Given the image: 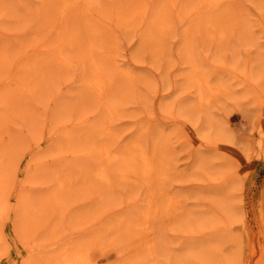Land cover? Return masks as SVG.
Here are the masks:
<instances>
[{
	"label": "rangeland",
	"instance_id": "rangeland-1",
	"mask_svg": "<svg viewBox=\"0 0 264 264\" xmlns=\"http://www.w3.org/2000/svg\"><path fill=\"white\" fill-rule=\"evenodd\" d=\"M143 1L92 0L76 9L77 0H18L0 10V264L53 252L96 218L99 226L146 202L147 186L117 170L109 189L94 179L101 148L139 168L145 151L157 164L154 186L180 200L178 212L157 217L158 252L145 264H264V0L221 2L210 10L214 35L185 29L195 20L193 2L164 33L150 24L166 0L152 1L145 25L137 16L125 26L114 20ZM65 55L72 62L60 65ZM95 60L109 80L103 92L88 81ZM194 63L225 86L202 107L192 105ZM44 148L53 151L46 163L32 162ZM56 174L67 180L65 203L39 214L27 232L15 226L25 201L39 206L57 187ZM97 259L110 262L106 254Z\"/></svg>",
	"mask_w": 264,
	"mask_h": 264
},
{
	"label": "bare ground",
	"instance_id": "bare-ground-1",
	"mask_svg": "<svg viewBox=\"0 0 264 264\" xmlns=\"http://www.w3.org/2000/svg\"><path fill=\"white\" fill-rule=\"evenodd\" d=\"M17 1L18 0H0V10L6 8L7 4L16 3ZM91 1L92 0H77V4H76L77 8L76 9H78L79 4L81 2L83 5H85L87 7L91 3ZM152 1L153 0H144L142 3H139L138 5H136V7H134L133 10H131V11L128 8L125 9V11L122 10L123 12L121 14H118V12H114V18H115L114 20H116L118 23L121 20V24L125 26L129 23L130 17L137 16L139 18L138 20H139L140 24L145 25L146 21L148 20V13H149L150 9L153 7ZM224 1L225 0H166V2L164 4V9L162 10L163 12L161 14V17L159 19H157L154 22V24H150V26L153 25V27H156L154 29H157L160 31L162 30L163 33L166 32V30H169L168 29L169 26L172 25V22L174 20L173 15L174 16L180 15L181 19L185 20V18H183V17H186V15H183L182 10L184 12L185 9H183V8L189 7L190 3L193 2L196 4L194 7V10L189 14V16H191L190 20H193V19H195V20L193 22L191 21L186 26L185 29L190 34L197 33V32L203 33V30H204L203 28L206 27L205 32H207V34L214 35L215 31L217 30V26L219 24L217 25L215 18H211L210 10L215 9V12L219 11L218 10L220 7L219 4L221 2H224ZM133 2L135 3V1H129V4H127V5L134 4ZM18 4L20 5V3H18ZM24 7H28V4H26ZM128 7H130V6H128ZM227 7L229 8V6H227ZM16 10H20V9L16 8ZM220 10H221V8H220ZM231 10H232V8H231ZM119 11H120V9H119ZM64 13H66V11L61 12V14H64ZM66 15H67V13H66ZM108 15H109V13H108ZM187 15H188V13H187ZM105 16H106V14H105ZM111 17L113 18V15H111ZM118 17H120L121 19L118 20ZM19 18H21V17H19ZM10 19L12 20L13 18L5 17L3 19V21L9 22ZM63 19H64V17L61 19L62 21L61 20L57 21V23H58L57 27H60V25L63 22ZM109 20H111V19H109ZM188 20L189 19H187V21H185V22L190 21V20L189 21ZM13 21H14V19H13ZM149 29L150 28H146L144 31L145 33L143 32V35L146 38L148 37L147 30H149ZM43 30L45 32H46V30L48 31V29L46 27ZM154 34H155V36L154 35L153 36L156 38V33H154ZM160 34H161V32H160ZM5 37L6 36H3V38H5ZM36 37L38 38V36H36ZM118 40H119V38H118ZM147 40H149V38ZM155 41H157V40H155ZM35 42H36V40H35ZM115 43H116V41H115ZM184 43L186 44V42H184ZM94 51H95V49H94V47H92L91 53H93ZM23 54H26V52L25 53L23 52ZM23 54H22V56H24ZM116 54H117V52H116ZM114 56L115 55H112L113 58H114ZM71 62H72V58H70V56H67V55L61 56V58L58 60V63L60 65H64V64L67 65V64H70ZM94 64H95V68H94V71L92 73L93 75L91 77H89L88 81L93 85V88H95V90L97 92L106 91L107 83L109 80H105L106 77H104V75H105V72L103 70L104 64H103V62H101L99 60H95ZM189 79H190V83L194 84L197 88L196 98L192 102V105H194L195 107H198V106L202 107L205 104H208L210 101L214 100L213 98H216V96H218L220 94V91L223 90L225 87V86L219 87V85H216V83L214 84L213 82L209 81L207 79V77H205L202 69L197 65V63L193 64V66L190 70V73H189ZM110 109H111V107H110ZM113 109H111L109 111L110 112L109 116L111 115V113L114 112ZM109 119H110V117H109ZM107 125H108V123H107ZM107 125L106 126L104 125L102 127V130H101L102 135L104 133L107 134L110 132V125H108V126ZM61 137H64L67 139V138H70V135L61 134ZM68 142H70V139H68ZM40 143L41 142L38 139L37 144L40 145ZM53 145L54 144H51L52 147H53ZM142 147H143V143H142ZM101 149H102L100 151L101 154L98 155V160L96 161L97 166L94 167V170H95V172L93 173L94 179L97 178L100 182L105 183V185L109 189L112 187V176L111 175L113 173H115V171L117 170L119 173V176L121 177L122 180H125L127 182L131 181V182L137 184V186L139 183H143L147 186V188L149 190V194H148L146 202L144 204H140V205L138 204L130 212H126L123 215L118 216L116 218H110L107 222H105L102 225L100 224L99 226H98L99 220L96 218L94 223L97 225L93 229H88L86 231V234L83 235L81 238H78L77 240H74L69 244L63 245L61 248H59L53 252H50L48 254H44V252H39V253H36L33 255L28 254L23 258V260L20 262V264H98V259H97L98 254H106L108 256V258L110 259L109 264H145V261L148 257L155 256L157 254L158 247H159V241H158V236L156 234V232H157V230H156V228H157L156 219L161 213L164 214L165 216L169 217V216L175 214L176 212H178V210L181 206L180 200L176 197V195H172L170 193H167L162 188L154 186V180L152 177H153L154 171L157 168V164L155 161L147 158L145 151L142 150V152H141V154H143V156L145 158V163L139 168L134 163L127 160L128 158L124 159L125 160L124 161L122 159V156H117V154H115V153L108 152V150L106 148H101ZM30 150H31V148H30ZM48 150H49V148H44V149H40L38 152L34 153L32 156V162H33L34 158L36 161H39V162H41L42 160H44V162L47 161L49 159L51 153H53V151L49 152ZM53 150H54V148H53ZM99 156H103V157H99ZM126 157H131V156H126ZM37 168L38 169L35 173L36 174H38L39 172L42 173L41 166H38ZM49 170L51 171V169H49ZM54 170H56V169H54ZM54 170H53V172H54ZM46 172H47V170H46ZM56 176L58 178L59 184L57 185V187L54 190L49 191L47 193V195L45 194L46 197H44V198L40 197L39 206H41V209L39 208V206H37V204H32V203L27 204V202L25 201V203H24L25 206L27 207V205H28L29 208L28 209L18 208L19 210L21 209V212L18 215L15 226H17L18 228L21 227L25 232H27V230H30L31 229L30 227L33 226L38 221L39 214H41L43 212L45 213L47 211L46 209H49V207L53 204L63 205L65 203L64 199H63V191H65L68 188V186H66L67 180L61 179L59 174L58 175L56 174ZM88 178H89L88 175H84L83 180H88ZM78 181H80V180H78ZM214 189H215V187H214ZM80 190L84 191L83 189H80ZM83 193L85 195H87V193L90 194L91 192L86 191ZM173 194H175V193L173 192ZM105 197H106V195H105ZM96 198H98L97 195H95L94 199H96ZM210 198L214 199V197H210ZM180 199H182V198L180 197ZM25 200H28V199L26 198ZM220 201H221V199H220ZM232 202H233V200H232ZM183 203H184V199H183ZM214 206L215 205L212 204V207H214ZM227 209L228 208H226L225 210H227ZM215 210H217V209H215ZM222 213H224V212H222ZM84 214H85V212H84ZM228 214H229V212H228ZM222 215H224V214H222ZM100 222H101V219H100ZM18 228H17V230H18ZM21 230H19V231L21 232ZM21 238H22V236H21ZM202 243H204V242H202ZM212 258H213V256H212ZM219 261H221V260H219ZM183 263H184V259H183Z\"/></svg>",
	"mask_w": 264,
	"mask_h": 264
}]
</instances>
